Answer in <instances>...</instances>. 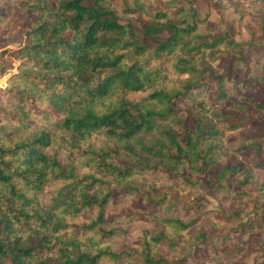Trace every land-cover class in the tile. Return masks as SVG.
<instances>
[{
	"label": "trees",
	"instance_id": "1",
	"mask_svg": "<svg viewBox=\"0 0 264 264\" xmlns=\"http://www.w3.org/2000/svg\"><path fill=\"white\" fill-rule=\"evenodd\" d=\"M140 1L121 23L107 0H0L1 39L29 40L0 106V264H169L157 247L167 241L173 253L172 235L192 225L161 218L171 200L190 193L192 214L237 173L216 167L225 128L264 130V99L250 93L264 94V49L228 31L194 32L199 21L188 26L180 0H159L153 12ZM9 60L0 76L14 70ZM251 146L256 156L264 141L236 152ZM159 185L168 190L156 194ZM156 219L165 229L144 239L141 262L116 251L112 241L135 222ZM202 246L182 264L210 259Z\"/></svg>",
	"mask_w": 264,
	"mask_h": 264
},
{
	"label": "rangeland",
	"instance_id": "2",
	"mask_svg": "<svg viewBox=\"0 0 264 264\" xmlns=\"http://www.w3.org/2000/svg\"><path fill=\"white\" fill-rule=\"evenodd\" d=\"M109 6L116 11L118 20L127 23L137 16L136 0H107ZM162 2V0H160ZM159 0H150L151 12L156 11ZM143 2L142 0L140 3ZM183 11L190 13L189 27H193L194 18L198 21L194 32H201L203 35L222 34L229 32L234 40L245 49H264V11L260 8L257 0H245L237 2L230 0H199L192 6H184L180 0ZM209 3H211L209 5ZM181 8V9H182ZM4 7L0 3V13ZM29 40L25 33L10 35L6 40L0 37V53L6 50L5 61L0 57V74L4 71L6 59L12 60L14 70L4 76H0V106L10 99L8 94V79L17 73L19 64L14 58L20 47L28 44ZM219 61L214 59L212 66L219 70ZM186 77V76H184ZM253 93L255 97L264 99V94ZM146 96V93H139L130 96L131 100H138ZM227 127L229 124H226ZM222 139L226 155L216 166L220 171L221 166L229 165L237 167V173L229 175L225 182V188H216L206 195V203L192 214L184 211V201H191L190 193L183 195L176 194L171 200V208L162 214V219H180L185 223H192L186 236L172 235L174 252L167 241H163L157 247V251L169 259V264H182V259L187 255H193L197 245L202 251L204 247L210 259H203L204 264H254L255 260L264 254V150H260L255 156V148L249 147L243 152H236L252 143L264 141V130L253 131L249 126L237 130H223ZM50 153L59 158L65 155L56 148ZM168 190L167 187L157 186L156 194ZM52 194L47 191L42 197V202L49 204ZM165 229L161 220H140L135 222L123 238H116L112 241L116 251L128 253L133 262L140 261L136 257L144 239L152 234L156 235ZM232 237L233 246L226 244L223 247L222 240L225 237ZM206 244L209 246H206ZM141 262V261H140ZM121 263V262H120ZM113 263V264H120ZM100 264H110L101 262Z\"/></svg>",
	"mask_w": 264,
	"mask_h": 264
}]
</instances>
